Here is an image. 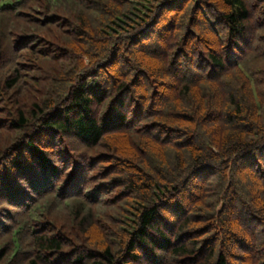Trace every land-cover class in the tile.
Listing matches in <instances>:
<instances>
[{"label": "trees", "instance_id": "16d2710c", "mask_svg": "<svg viewBox=\"0 0 264 264\" xmlns=\"http://www.w3.org/2000/svg\"><path fill=\"white\" fill-rule=\"evenodd\" d=\"M0 264H264V0H0Z\"/></svg>", "mask_w": 264, "mask_h": 264}]
</instances>
